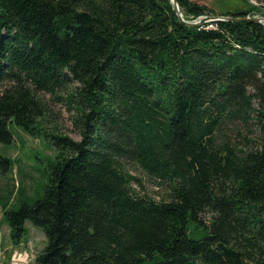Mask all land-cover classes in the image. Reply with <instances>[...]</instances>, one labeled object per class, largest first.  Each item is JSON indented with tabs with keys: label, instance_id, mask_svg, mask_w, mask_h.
<instances>
[{
	"label": "trees",
	"instance_id": "16d2710c",
	"mask_svg": "<svg viewBox=\"0 0 264 264\" xmlns=\"http://www.w3.org/2000/svg\"><path fill=\"white\" fill-rule=\"evenodd\" d=\"M252 1L223 14L264 13ZM52 102L80 139L47 128ZM12 121L57 149L42 197L3 205L13 236L44 230L34 264H264L262 24L191 26L170 0H0V142Z\"/></svg>",
	"mask_w": 264,
	"mask_h": 264
},
{
	"label": "rangeland",
	"instance_id": "374dc122",
	"mask_svg": "<svg viewBox=\"0 0 264 264\" xmlns=\"http://www.w3.org/2000/svg\"><path fill=\"white\" fill-rule=\"evenodd\" d=\"M190 1L210 9V12L193 16L184 13L179 4L183 18L191 21L212 14L229 13V10H249L255 4L252 0ZM259 15L264 16V13ZM50 106L52 116L47 128L56 126L58 132L68 134L76 140L80 139L79 131L74 127L71 113L66 106L61 102H52ZM9 129L13 134L12 142H0V157H7L12 163L9 171H3V165L0 164V264H34L37 253L46 244L44 230L27 220L24 224L25 230L20 235L13 236L3 205L5 204L6 209H17L24 203L31 204L42 197L57 149L42 135L30 134L14 121L9 123ZM144 185L147 191L150 190L154 197H158L154 192L157 188L151 182L145 180Z\"/></svg>",
	"mask_w": 264,
	"mask_h": 264
},
{
	"label": "water",
	"instance_id": "95a60500",
	"mask_svg": "<svg viewBox=\"0 0 264 264\" xmlns=\"http://www.w3.org/2000/svg\"><path fill=\"white\" fill-rule=\"evenodd\" d=\"M173 7L175 9L176 14L179 16V18L186 24L195 26L200 25L201 23H204L206 21H216V20H230V21H237V20H243V21H251V22H258L264 26V16H245V17H237V16H226V15H208L204 16L203 18H200L199 20H186L183 18L181 9L179 6V0H172Z\"/></svg>",
	"mask_w": 264,
	"mask_h": 264
},
{
	"label": "bare ground",
	"instance_id": "6f19581e",
	"mask_svg": "<svg viewBox=\"0 0 264 264\" xmlns=\"http://www.w3.org/2000/svg\"><path fill=\"white\" fill-rule=\"evenodd\" d=\"M224 15V14H223ZM226 16H231V15H226ZM245 16H259V14H253V15H245ZM245 16H237V17H245ZM230 21V20H229ZM237 21H243V20H237ZM255 23H258V22H255Z\"/></svg>",
	"mask_w": 264,
	"mask_h": 264
}]
</instances>
